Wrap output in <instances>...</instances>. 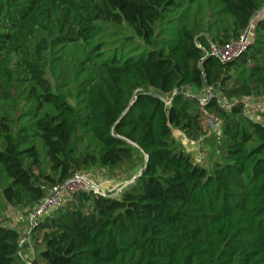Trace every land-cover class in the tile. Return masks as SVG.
<instances>
[{"label": "trees", "instance_id": "16d2710c", "mask_svg": "<svg viewBox=\"0 0 264 264\" xmlns=\"http://www.w3.org/2000/svg\"><path fill=\"white\" fill-rule=\"evenodd\" d=\"M262 8L0 0V213L27 216L93 165L135 170L117 196L78 190L38 216L30 264H264V124L232 103L264 98ZM249 24L231 59L211 53ZM172 129L205 138L209 167ZM19 239L0 224V264H23Z\"/></svg>", "mask_w": 264, "mask_h": 264}, {"label": "rangeland", "instance_id": "374dc122", "mask_svg": "<svg viewBox=\"0 0 264 264\" xmlns=\"http://www.w3.org/2000/svg\"><path fill=\"white\" fill-rule=\"evenodd\" d=\"M263 12L264 8L259 11V13ZM248 37L249 36L247 35V38ZM207 95V91L205 93H202L200 96V101L203 102V99ZM263 99L264 98L255 100L253 99L252 101L255 105L264 107ZM258 119H264V114H258ZM202 123L210 133L215 132V127L211 125L213 123V120L205 115V113L204 117L202 118ZM172 136L176 145L181 147L184 152H187L193 162L198 163L204 167H209L211 161L215 159V150L208 144L207 141L204 140V137H201L200 139L195 141H189L183 136L180 131L176 129H172ZM81 172L85 173L88 185L95 186L103 192H108L112 196H117L119 189L126 183L131 181L135 170L124 174V172H120L119 170H111L93 165L84 171H80V173ZM60 200H62V198ZM0 224L17 230L20 235V239L18 242L20 243L19 245L21 247V260L23 261V264H30L32 253H29V251L32 250V247L27 243V241H23V238L25 237L29 227L28 215L26 216L22 214L21 210H17L8 206L6 207L4 212L0 213Z\"/></svg>", "mask_w": 264, "mask_h": 264}, {"label": "built area", "instance_id": "2783aa9c", "mask_svg": "<svg viewBox=\"0 0 264 264\" xmlns=\"http://www.w3.org/2000/svg\"><path fill=\"white\" fill-rule=\"evenodd\" d=\"M248 36H250V33L248 31ZM247 36L244 38L243 35H241L237 40L230 42L229 44L224 45L223 47L218 48H211V53L216 56L220 61H228L231 59L237 52H239L241 49H243L246 46ZM208 94V92H207ZM253 99L249 98H241L238 100L233 101L232 103H239L241 104V108L245 115L253 120H256L262 124H264V119L259 120L258 114L263 113L264 114V107L255 105L252 101ZM255 100V99H254ZM264 100V99H263ZM222 104L226 107L229 106L225 101L221 100ZM210 118V117H209ZM212 119V118H210ZM213 120V125L215 127V132L217 131L219 122L217 120ZM88 181L86 179L85 173H74L72 176H70L64 183H62L59 186H55L52 188V192L38 205L34 208V210L28 214V226H31L36 218L40 216L42 213L47 211L52 206L57 205L60 201L63 200L64 197H67L69 194L78 191V190H86V189H92L99 193H104L102 190L98 189L95 186L88 185ZM62 198V200H60ZM27 234L23 238V241H27ZM20 244V243H19ZM32 253V256H34L33 250H30L29 253Z\"/></svg>", "mask_w": 264, "mask_h": 264}, {"label": "water", "instance_id": "95a60500", "mask_svg": "<svg viewBox=\"0 0 264 264\" xmlns=\"http://www.w3.org/2000/svg\"><path fill=\"white\" fill-rule=\"evenodd\" d=\"M249 26H250V24L245 28V30H244V32H243V34H242L244 38H245V37L247 36V34H248Z\"/></svg>", "mask_w": 264, "mask_h": 264}]
</instances>
